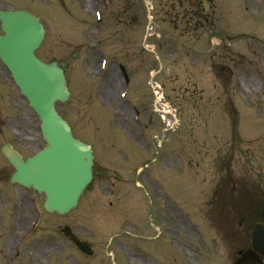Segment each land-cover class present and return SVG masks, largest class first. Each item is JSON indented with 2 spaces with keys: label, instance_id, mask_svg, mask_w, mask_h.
Instances as JSON below:
<instances>
[{
  "label": "rangeland",
  "instance_id": "1",
  "mask_svg": "<svg viewBox=\"0 0 264 264\" xmlns=\"http://www.w3.org/2000/svg\"><path fill=\"white\" fill-rule=\"evenodd\" d=\"M97 1L101 22L93 0H0L40 17L45 35L35 53L63 64L69 89L55 108L106 171L68 213L40 211L20 257L27 264H232L242 233L262 218L264 0H183L172 15L169 0ZM163 2L172 21L158 10ZM118 64L131 76L126 101ZM7 140L23 157L44 144L37 116L0 62V146ZM9 167L0 153V179ZM9 197L14 208L3 220L12 215L24 226L8 228V246L36 215L29 199L42 201L16 185ZM65 225L90 242L92 256L68 244Z\"/></svg>",
  "mask_w": 264,
  "mask_h": 264
},
{
  "label": "water",
  "instance_id": "2",
  "mask_svg": "<svg viewBox=\"0 0 264 264\" xmlns=\"http://www.w3.org/2000/svg\"><path fill=\"white\" fill-rule=\"evenodd\" d=\"M0 19L5 32L0 36V55L14 68L16 76L20 75L17 80L23 93L31 97L47 142L44 150L26 161L11 150L3 153L16 168L13 181L45 191L46 209L64 213L75 205L88 182L93 156L89 146L74 139L66 122L53 111L54 101L65 100L68 92L56 63H43L33 54L43 33L38 20L24 11H0ZM256 245L264 248L262 233H257ZM256 260L248 252L238 264H254Z\"/></svg>",
  "mask_w": 264,
  "mask_h": 264
}]
</instances>
